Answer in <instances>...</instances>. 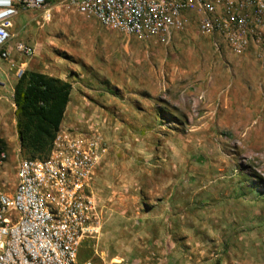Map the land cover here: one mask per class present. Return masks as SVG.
<instances>
[{
    "label": "rangeland",
    "instance_id": "1",
    "mask_svg": "<svg viewBox=\"0 0 264 264\" xmlns=\"http://www.w3.org/2000/svg\"><path fill=\"white\" fill-rule=\"evenodd\" d=\"M45 1L51 11L47 23H40V11L19 10L14 20L13 39L31 46L32 55L13 56L14 68H4L7 82H16L14 73L20 67L67 83L69 93L104 110L108 105L125 106L133 93L162 106L156 125L164 128L149 127V132L142 129L137 134L147 135L148 152L156 159L139 160L136 166L154 167L155 185L164 191L152 187L147 191V179L138 178L143 191H136L138 200L144 203L150 196L155 203L163 199L167 207L171 201L178 204L171 230L185 243L191 262L264 264V119L255 127L253 71L235 80L229 74L234 62L229 50L221 47L215 52L189 22L162 46L105 30L92 19L63 9L61 0ZM210 58L217 63L216 70L195 80L196 70ZM174 105L183 117L171 122L168 119L176 118V113L164 108ZM14 109L12 90H0V140L6 150L2 177L9 185L19 149ZM112 143L123 155L122 140ZM19 156L26 157L20 151ZM172 169L177 171L174 185L178 176L173 193L165 191ZM79 250V261L92 257L88 248ZM92 261L101 264L98 257Z\"/></svg>",
    "mask_w": 264,
    "mask_h": 264
},
{
    "label": "built area",
    "instance_id": "2",
    "mask_svg": "<svg viewBox=\"0 0 264 264\" xmlns=\"http://www.w3.org/2000/svg\"><path fill=\"white\" fill-rule=\"evenodd\" d=\"M60 4L105 30L162 46L189 22L215 52L224 47L264 66V0H61ZM19 10L40 11V23L51 19L45 0H0V63L7 70L14 68L15 54L32 55L31 46L13 39ZM22 72L18 67L15 79ZM88 126L58 127L42 159L21 157L16 149L11 185L3 181L6 150L0 143V264H94L77 256L82 241L98 233L92 183L106 147L98 124Z\"/></svg>",
    "mask_w": 264,
    "mask_h": 264
},
{
    "label": "crops",
    "instance_id": "3",
    "mask_svg": "<svg viewBox=\"0 0 264 264\" xmlns=\"http://www.w3.org/2000/svg\"><path fill=\"white\" fill-rule=\"evenodd\" d=\"M231 57L234 62L232 66H229V74L235 77V80L246 72L253 71L252 75L255 77V127H260L259 120L264 119V66L250 62L245 57H237L233 54ZM210 59L208 62L204 60V68L200 67L201 69L196 70L195 80H202L203 73L210 74L216 70L217 63L213 58ZM4 68L6 69V65L0 63V82L3 85L0 90L9 89L11 91L15 81L12 85L9 81L7 82V73ZM221 88L223 86L219 87L220 90ZM260 95L263 99L257 97ZM130 96V102L125 106L118 107V105L113 108L112 105H108L111 107L104 110L103 106H98L99 104L91 105L81 101V97H75L72 93L68 95V102L59 127L79 124L85 129L90 127H87L88 123L98 124L97 128L106 147L105 153L94 169L92 183V201L98 213V233L93 239L82 241L80 249L88 248L92 257L87 258L98 257L101 263L121 260L125 264H195L189 260L187 255L190 251L183 248L185 243H182L171 230L174 225L172 223L174 214H178L179 211L178 204L171 201L167 207V202L161 198L158 199V203L153 202L150 196L144 203L137 198L139 194H136V191L137 193L143 192L138 185V178L141 179V177H145L149 182L147 191L151 187L154 191L162 190L155 185L157 170L154 167H137L136 165L139 160H149L152 157L156 159V155L148 152L150 142L146 140L147 135L137 134L142 129L149 132V127L164 128L162 123L156 125L161 118L159 112L163 107L152 105L155 102L151 100L152 103L141 94L133 93ZM93 97L103 99L104 96L94 95ZM104 100L108 104H112V101H107L106 98ZM178 107L174 105V107L164 108L172 109L176 113V118L168 119V121L172 122L183 117ZM119 127L124 133L123 136H120ZM150 134L149 136H152ZM117 140L123 142V155L118 154L115 150L116 144L112 143L113 141L116 143ZM155 150L154 147V154H156ZM176 174L177 171L172 169L170 172L171 184L166 185L167 187L160 184L161 187H165V191L173 193L174 189L176 190L178 186V176L177 184L174 185V175L176 176ZM83 253L84 251H82Z\"/></svg>",
    "mask_w": 264,
    "mask_h": 264
},
{
    "label": "trees",
    "instance_id": "4",
    "mask_svg": "<svg viewBox=\"0 0 264 264\" xmlns=\"http://www.w3.org/2000/svg\"><path fill=\"white\" fill-rule=\"evenodd\" d=\"M69 90L67 83L42 74L23 71L16 79L12 88L14 126L19 151L25 158L42 159L48 154Z\"/></svg>",
    "mask_w": 264,
    "mask_h": 264
}]
</instances>
